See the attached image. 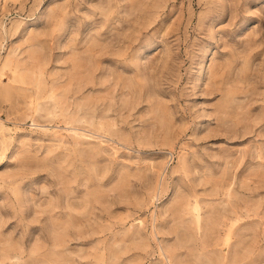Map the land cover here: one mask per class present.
Segmentation results:
<instances>
[{
	"label": "rangeland",
	"instance_id": "rangeland-1",
	"mask_svg": "<svg viewBox=\"0 0 264 264\" xmlns=\"http://www.w3.org/2000/svg\"><path fill=\"white\" fill-rule=\"evenodd\" d=\"M0 264H264V0H0Z\"/></svg>",
	"mask_w": 264,
	"mask_h": 264
}]
</instances>
